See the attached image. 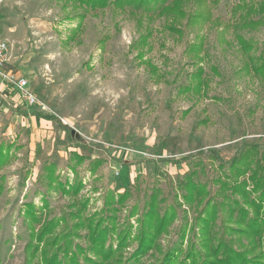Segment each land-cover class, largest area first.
<instances>
[{
	"label": "rangeland",
	"instance_id": "rangeland-1",
	"mask_svg": "<svg viewBox=\"0 0 264 264\" xmlns=\"http://www.w3.org/2000/svg\"><path fill=\"white\" fill-rule=\"evenodd\" d=\"M140 1L0 0L9 69L40 102L0 92V264H23L28 242L55 221L47 248L64 233L61 216L77 210L86 226L73 249L87 252L89 218L115 217L106 264H158L174 246L176 264H192L186 257H206L220 234L264 255V160L249 149L247 165H232L246 143L264 150V16L234 25L238 0L168 10L172 0ZM151 204L155 224L169 219L135 260ZM118 233L128 237L122 249Z\"/></svg>",
	"mask_w": 264,
	"mask_h": 264
},
{
	"label": "trees",
	"instance_id": "trees-1",
	"mask_svg": "<svg viewBox=\"0 0 264 264\" xmlns=\"http://www.w3.org/2000/svg\"><path fill=\"white\" fill-rule=\"evenodd\" d=\"M108 1L109 0H88V2L96 4L95 6H105ZM146 1L152 0H141L140 3H148ZM165 1L167 0H162L163 3ZM176 1L177 0H172L167 5H164L161 10H168ZM110 2L121 4V0H110ZM153 3H158V0H153ZM252 14H263L264 16V0H238L231 7V18L238 20L234 25L242 23V25L245 26H258L260 19L256 21L249 20V16ZM202 18L209 20L211 17L205 16ZM238 41L242 46L245 47V49L252 48V44H248L249 42L245 41V39L239 37ZM259 148L260 145L257 143H246L240 153L237 154L235 158H233L232 165H247V163L251 160L250 151L252 150L249 149H254L252 158L255 154L257 155V162H262L264 160V150H260ZM0 155L5 157L2 154V151H0ZM263 190L264 187H262V192ZM128 192L129 189L126 188L125 194L121 195L120 198H123ZM260 197H262V193ZM151 207H153V209L149 211L147 215L149 218L147 217L145 223L143 221L141 222L142 226L145 224V227H141L138 236L140 245L136 249L135 253L132 254V259L138 260L141 255L145 254L154 246L157 235L161 233L162 229L165 227L166 221L169 219V217L166 215L167 217L162 218L159 224H155V214L153 211L154 204H151ZM241 209L243 212L245 211L243 208ZM255 211H257L256 206ZM26 214L31 216L32 221H40L33 212V208L28 209ZM69 215V218L66 217V214L62 215L60 218L64 223V233L61 235L57 234L52 238L51 241H48V246L44 250H41V248L47 241L46 236L52 233V230L54 229V226L57 222L49 221L45 226L42 227V229L39 231L40 235L38 237V241L34 242L31 239L28 242L25 249V260L23 264H106L108 261H110V258H112L115 251L112 249V247H107L106 243L111 233L116 231L115 217L113 215H109L107 220H102L99 218L96 221L94 220V217L89 218L87 227L89 228L90 236L88 248L90 252H87L88 250L84 249L80 244L76 245V248L73 249V239L71 237L72 235L78 236L79 229L86 226V222H83L81 219V211L77 210L76 212H71ZM205 221L206 224L204 225L203 232L206 233L212 228V225L211 220ZM150 227H152V229H150ZM206 227L207 231H205ZM245 230L248 232L247 229ZM253 231L258 232L260 229L254 228ZM118 238V247L119 249H122L128 237L126 234L121 235L118 233ZM217 241L218 243L214 246L213 251L207 254L206 257H201L198 251H194L189 255V257L186 258L192 260V264H264V260L262 259V257H264L263 254H256L252 257L250 256V253L252 252L250 248H246L243 251L236 249L232 243L225 240L224 234H220V238H218ZM209 245L210 241H207L205 242L204 247L208 248ZM174 247H171L167 250L165 257L158 264L177 263L179 258V246L176 248ZM91 253L95 255V258L89 256ZM81 255H84V263L80 261L82 258ZM207 256H211L212 259Z\"/></svg>",
	"mask_w": 264,
	"mask_h": 264
},
{
	"label": "built area",
	"instance_id": "built-area-1",
	"mask_svg": "<svg viewBox=\"0 0 264 264\" xmlns=\"http://www.w3.org/2000/svg\"><path fill=\"white\" fill-rule=\"evenodd\" d=\"M9 44L6 40L0 39V92L10 88L17 95L25 100L29 106L39 105L36 94L30 87L27 76L19 71L9 69Z\"/></svg>",
	"mask_w": 264,
	"mask_h": 264
},
{
	"label": "water",
	"instance_id": "water-1",
	"mask_svg": "<svg viewBox=\"0 0 264 264\" xmlns=\"http://www.w3.org/2000/svg\"><path fill=\"white\" fill-rule=\"evenodd\" d=\"M72 134L75 135V137L78 139V140H82V135L80 132H76L75 130H72Z\"/></svg>",
	"mask_w": 264,
	"mask_h": 264
}]
</instances>
